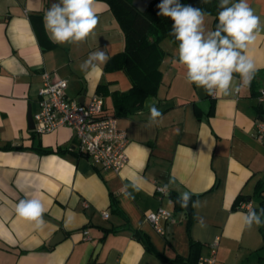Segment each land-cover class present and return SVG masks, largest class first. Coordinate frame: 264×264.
<instances>
[{
	"label": "crops",
	"instance_id": "1",
	"mask_svg": "<svg viewBox=\"0 0 264 264\" xmlns=\"http://www.w3.org/2000/svg\"><path fill=\"white\" fill-rule=\"evenodd\" d=\"M57 2L0 0V264H195L214 243V264H264V226L247 229L240 215L243 203L264 207V141L254 136L264 108V32L247 50L259 69L250 87L222 97L187 83L185 69L174 62L178 45L162 39L156 93L139 110L116 117L128 137V161L116 174L66 151L77 147L70 128L39 136L28 127L44 73L66 80V97L83 103L105 86L106 116L116 115L115 96L131 88L126 73L106 71L107 63L87 74L80 70L92 52L103 50L109 61L124 49L111 6L97 0L99 23L86 42L60 45L43 25ZM249 4L264 23V0ZM206 26L214 30V16ZM149 98L157 101L163 123L146 128ZM38 145L65 152L41 154ZM171 177L176 184L159 194L156 186ZM132 179L140 190L126 198L121 188ZM176 188L196 193L188 212L172 198ZM32 197L46 209L42 231L15 212L21 199ZM158 209L172 214L161 224L163 235L146 221ZM133 231L144 235L148 249Z\"/></svg>",
	"mask_w": 264,
	"mask_h": 264
},
{
	"label": "clouds",
	"instance_id": "2",
	"mask_svg": "<svg viewBox=\"0 0 264 264\" xmlns=\"http://www.w3.org/2000/svg\"><path fill=\"white\" fill-rule=\"evenodd\" d=\"M96 2L97 0H58L53 3L43 16L44 30L49 34V39L60 45L86 42L95 34L99 23L95 11ZM202 2L207 4L210 0ZM157 8L158 16L172 21L169 35L178 44L174 53L178 59L174 62L185 69L187 83L203 88L213 97L230 96L250 87L259 69L247 55V50L264 32V23L255 14L249 0H219L215 30L207 28L206 19L210 13L202 8L183 5L180 0H161ZM108 59L103 50L92 52L80 65V70L85 74L96 71ZM24 74L27 75V72ZM145 107L149 110L146 128L163 123V113L157 107L155 99L146 100ZM175 184V177H171L163 190ZM139 190L137 180L132 179L122 186L121 193L126 198H134L133 193ZM176 190L179 192L177 202L181 207H187L192 195L196 194L180 191L178 188ZM199 204V201L193 202V206ZM15 212L33 223L37 231H42L47 223L44 219L46 209L42 200L37 197L21 199L15 205ZM240 215L247 229H251L253 225L264 226V207H253L249 202L247 212ZM200 224L205 226L202 219Z\"/></svg>",
	"mask_w": 264,
	"mask_h": 264
},
{
	"label": "built area",
	"instance_id": "3",
	"mask_svg": "<svg viewBox=\"0 0 264 264\" xmlns=\"http://www.w3.org/2000/svg\"><path fill=\"white\" fill-rule=\"evenodd\" d=\"M43 85L39 91L37 110L33 113V131L41 136L50 134L61 127L70 128L77 143L76 150L88 158L104 172L119 173L127 164L125 148L128 144L127 134L118 129L117 119L103 115L104 101L96 95L87 103H79L66 97L67 82L51 77L48 73L42 75ZM260 102H264V91L260 92ZM254 136L264 141V121L256 120ZM156 191L163 195V187L156 186ZM249 203H243L241 209L246 212ZM108 213H103L104 219ZM172 214L158 209L146 216V221L160 235L164 234L162 222L167 221ZM86 234V233H85ZM88 239L87 236H85ZM216 243L211 245L208 256H201L196 264H214Z\"/></svg>",
	"mask_w": 264,
	"mask_h": 264
},
{
	"label": "trees",
	"instance_id": "4",
	"mask_svg": "<svg viewBox=\"0 0 264 264\" xmlns=\"http://www.w3.org/2000/svg\"><path fill=\"white\" fill-rule=\"evenodd\" d=\"M108 3L124 35V49L121 53L112 57L106 64V71H123L131 81V88L125 93H118L114 98V108L117 117L126 113H134L139 110L142 102L149 96H153L160 84V63L164 53L160 48V42L169 38L176 45L174 37L169 33L172 27L170 18L158 16L157 5L161 0H155L148 5L144 13H140L133 5V0H103ZM183 5H192L204 9L214 16V30L218 23L216 17L219 11V0H210L205 4L202 0H180ZM105 86L98 87V96L105 94ZM259 119L264 121V108H261ZM41 154L63 153L61 148L56 150L36 146L34 148ZM80 155L75 149L66 150ZM177 202L178 196L171 195ZM113 204V203H112ZM114 205V204H113ZM264 205V202H262ZM114 232V231H111ZM133 235L144 244L146 249L149 242L139 231H133ZM193 247V243H191ZM198 259V258H197ZM196 259V261H197ZM195 261V264H196Z\"/></svg>",
	"mask_w": 264,
	"mask_h": 264
},
{
	"label": "water",
	"instance_id": "5",
	"mask_svg": "<svg viewBox=\"0 0 264 264\" xmlns=\"http://www.w3.org/2000/svg\"><path fill=\"white\" fill-rule=\"evenodd\" d=\"M153 1H155V0H133L132 5L140 13H144L146 8L148 7V5L150 3H152ZM78 102L81 104L83 103V101L80 99L78 100ZM27 121H28L29 129L33 130L34 129V122H33V118H32L31 109H29V111H28ZM189 204H190V201H189ZM189 204L187 207H183V209L186 210L187 212L189 210Z\"/></svg>",
	"mask_w": 264,
	"mask_h": 264
}]
</instances>
